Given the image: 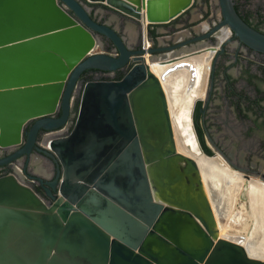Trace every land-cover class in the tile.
Listing matches in <instances>:
<instances>
[{"label": "water", "instance_id": "1", "mask_svg": "<svg viewBox=\"0 0 264 264\" xmlns=\"http://www.w3.org/2000/svg\"><path fill=\"white\" fill-rule=\"evenodd\" d=\"M217 1L220 18L204 35L215 45L163 54L155 60L169 66L164 75L185 58L223 50L225 29L264 53V32L234 0ZM90 3L127 16L138 33L99 22ZM193 3L0 0V166L32 157L22 171L44 190L17 173L0 176V264H264L245 236L219 235L200 168L177 150L165 90L145 58L163 49L152 46L148 27L173 23ZM89 71L124 73L85 79ZM193 131L204 156L258 178L210 137L214 149L204 152Z\"/></svg>", "mask_w": 264, "mask_h": 264}, {"label": "flooded vegetation", "instance_id": "2", "mask_svg": "<svg viewBox=\"0 0 264 264\" xmlns=\"http://www.w3.org/2000/svg\"><path fill=\"white\" fill-rule=\"evenodd\" d=\"M263 4L264 1L262 0L259 5L262 6ZM88 5L90 6L91 14L99 22H106L114 27L117 25L118 28L116 29L122 34L126 32L125 29H127V25L132 22L135 24L138 33V24L127 16L110 11L100 4L90 3ZM235 5L237 4L235 3ZM262 8H264V6H262ZM236 10L248 24L264 32L260 27L261 17L257 7L252 12V14L257 17L256 20L251 19L250 11L244 13L240 12L238 5ZM177 20L167 25L169 28L164 32H160L157 29L158 25H151L148 27V36L153 40L152 46L163 48L155 52L153 56L161 57L163 54L170 52H185L189 49H195L203 43L215 45V37L213 34L207 37L204 35L215 23H217L218 19L212 21L208 16L202 15L194 21L181 17ZM174 23L179 24L175 26ZM199 23H201L203 27H197ZM153 31L154 34L152 33ZM230 34L227 33L226 35L229 40L224 43L223 50L218 46L215 51L208 52L204 55L210 57V61H208V66L210 67L207 69L209 75L204 93L205 95L202 97L203 99L196 102L192 111L191 121L196 133V127H199L204 133L206 131L204 126L206 115L220 116L222 115L221 111L224 110L225 116H220L222 119L220 130L223 138L222 140L214 141L231 162L232 159L237 160V166L245 173L264 178V103H261V101H264V91H262L258 79L264 74V53L252 49L243 42H240L232 33ZM159 36L162 37V42L157 39ZM167 36L170 37L167 38ZM105 47L107 50L113 51V47L109 41H106ZM252 67L261 70V74L253 72ZM118 72L124 73V71H117L113 74H107L108 72L105 71H89L85 79L96 77L115 78ZM215 93H218L220 98H233V101H225L224 104L220 101L215 104L212 102L213 99L218 97L215 96ZM207 97L208 99L206 100ZM198 102H200V107L197 111ZM196 111L198 112V119H196ZM243 112L246 114L245 116L248 121L246 129L244 128L246 125L243 122L244 120H242V118L238 120V117H235V115L241 117ZM252 112H254V114ZM257 113H263V115L260 116ZM246 130L248 133H246ZM45 135L46 132L41 133L38 136L39 140L44 138ZM6 153L5 151H1L0 157L4 156ZM34 155L43 160L38 153L34 152ZM31 160L32 157H29L28 159H22L20 161L21 163H15L21 166H29L32 165ZM3 166H5V170L7 171L14 168L10 163ZM49 170L50 172L46 177L51 180L56 170L54 163L49 164ZM17 174L25 181H28L25 179V174L23 172L22 174L17 172ZM29 183L35 190L43 194L44 190L41 183L34 180Z\"/></svg>", "mask_w": 264, "mask_h": 264}, {"label": "bare ground", "instance_id": "3", "mask_svg": "<svg viewBox=\"0 0 264 264\" xmlns=\"http://www.w3.org/2000/svg\"><path fill=\"white\" fill-rule=\"evenodd\" d=\"M227 32L228 29H225L220 39H224ZM204 55L183 59L181 67L166 75L164 72L169 66L160 65L155 60L158 57L146 55L145 58L165 90L176 148L196 160L200 168L203 188L212 207L219 235L234 241L238 240L239 235L245 236L241 243L248 253L264 258V242H256L254 237L256 231L264 226V181L254 177L246 180L232 171L220 156H204L193 131L191 113L195 100L205 95L206 73L210 67Z\"/></svg>", "mask_w": 264, "mask_h": 264}, {"label": "rangeland", "instance_id": "4", "mask_svg": "<svg viewBox=\"0 0 264 264\" xmlns=\"http://www.w3.org/2000/svg\"><path fill=\"white\" fill-rule=\"evenodd\" d=\"M234 1L239 6L240 12H242V13L247 12V11H250L251 12L250 16H251V19L252 20H256L257 19V17H255V15L252 14V12L257 7L259 9V11H260V17H261V19H260V21H261L260 27L264 30V8H262V6H264V4L262 6L259 5V3L262 0H234ZM194 15H195V17H194ZM202 15L208 16L210 19H212V21L220 18V11H219V6H218V1L217 0H194L193 6L191 7V9L188 10L187 12H185L180 17L181 18H185V19L188 18L191 21H194L199 16H202ZM169 24L170 23H167V24H158L157 29L160 32H164L165 30H167L169 28L167 26ZM174 24L176 25V24H179V23H174ZM159 34H161V33H159ZM168 37H170V36H167V38ZM157 39L160 42H162V37L159 36V37H157ZM259 62L260 63H263L261 61H259ZM252 71L261 74V70L255 69L254 67H252ZM263 75L264 74H262V76H260L258 78L262 91H264V76ZM215 96H218V97H216L215 99L212 100V102L215 103V104L216 103H219L220 101L222 102V104H224L225 101H227V102L229 100L230 101H233V98H229V97H227V98H225V97L224 98H220V95H218V93H215ZM261 103H264V101H261ZM252 113L254 114V112H252ZM221 114H222V115H220L221 117H224L225 116L224 110L221 111ZM245 115L246 114L243 112L241 114V117L239 115H235V117H238L237 118L238 120L240 118H242V120H244L243 122L246 124L244 126V128L246 129V126L248 125V121H247ZM258 115L261 116V115H263V113L258 114ZM220 116H216V115L215 116L214 115L213 116L206 115V117H205V124H204V126L206 128V131L203 133V136H204V140H205V145L208 146V147H213L212 143H210V141L208 140V137H210L213 141L214 140H216V141L222 140V138H223L222 135H221V130H220V124L222 122V119H221ZM256 117H258V116H256ZM246 133H248L247 130H246ZM214 143L217 145V143L215 141H214ZM213 149H214V147H213ZM232 162L234 164H236L235 166H237V160L236 159H232ZM258 178H261V177H258ZM261 179L264 180V178H261ZM262 229L264 230V226H263V228H261L259 231H256V233H255V236L254 237L256 239V242H260V243L261 242H264V231ZM254 237H252V240L253 241H255ZM257 239H258V241H257Z\"/></svg>", "mask_w": 264, "mask_h": 264}, {"label": "trees", "instance_id": "5", "mask_svg": "<svg viewBox=\"0 0 264 264\" xmlns=\"http://www.w3.org/2000/svg\"><path fill=\"white\" fill-rule=\"evenodd\" d=\"M235 8L237 9V5H235ZM152 33L154 34V31ZM122 75H123V72H118L115 78L119 79V78L122 77ZM199 107H200V102L197 103V111H198ZM197 111H196V113H197L196 119H198V112ZM196 128H197V133H198V139H199V142H200V145H201L202 149L207 154H212V152L209 149V147L205 145V140H204V137H203V131L199 127H196Z\"/></svg>", "mask_w": 264, "mask_h": 264}, {"label": "built area", "instance_id": "6", "mask_svg": "<svg viewBox=\"0 0 264 264\" xmlns=\"http://www.w3.org/2000/svg\"><path fill=\"white\" fill-rule=\"evenodd\" d=\"M107 74H111V73H107ZM10 164H12V166L14 167L12 170H10V171H7V170H5V166H0V176L1 175H5V174H8V173H17V172H19V173H21L22 174V168H21V165L20 164H16L15 162H12V163H10ZM25 179H27L29 182L30 181H33L32 179H29V178H27L26 176H25Z\"/></svg>", "mask_w": 264, "mask_h": 264}, {"label": "crops", "instance_id": "7", "mask_svg": "<svg viewBox=\"0 0 264 264\" xmlns=\"http://www.w3.org/2000/svg\"><path fill=\"white\" fill-rule=\"evenodd\" d=\"M181 16H182V15H181ZM177 25H178V24H176L175 26H177ZM115 27H116V28H118V27H117V25H115ZM126 28H127V30H128V31H131V32H133V31H135V30H136V26H135V24H134V23H132V22H131V23H129V25H127V27H126Z\"/></svg>", "mask_w": 264, "mask_h": 264}, {"label": "clouds", "instance_id": "8", "mask_svg": "<svg viewBox=\"0 0 264 264\" xmlns=\"http://www.w3.org/2000/svg\"><path fill=\"white\" fill-rule=\"evenodd\" d=\"M21 168H22V166H21ZM24 173V172H23ZM25 174V173H24ZM26 176V175H25ZM28 178V177H27Z\"/></svg>", "mask_w": 264, "mask_h": 264}]
</instances>
